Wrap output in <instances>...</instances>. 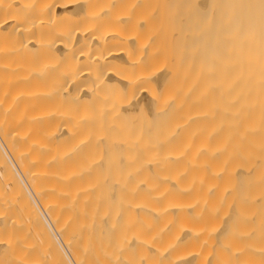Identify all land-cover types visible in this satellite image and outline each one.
Wrapping results in <instances>:
<instances>
[{
    "label": "bare ground",
    "instance_id": "bare-ground-1",
    "mask_svg": "<svg viewBox=\"0 0 264 264\" xmlns=\"http://www.w3.org/2000/svg\"><path fill=\"white\" fill-rule=\"evenodd\" d=\"M0 264H264V0H0Z\"/></svg>",
    "mask_w": 264,
    "mask_h": 264
}]
</instances>
